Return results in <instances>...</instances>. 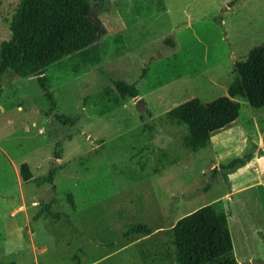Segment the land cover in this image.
I'll return each mask as SVG.
<instances>
[{
	"label": "rangeland",
	"instance_id": "obj_1",
	"mask_svg": "<svg viewBox=\"0 0 264 264\" xmlns=\"http://www.w3.org/2000/svg\"><path fill=\"white\" fill-rule=\"evenodd\" d=\"M229 1L93 4L101 60L63 59L45 70L52 113L34 77L1 78L0 264H160L156 232L205 205L226 213L235 264H264V107L236 100V120L193 153L182 146L185 128L165 117L187 100L225 96L232 64L264 45V0ZM17 3L0 0V42ZM114 80L135 83L138 96L119 100ZM54 113L75 125H59ZM21 164L33 179L55 166L54 189L22 183ZM45 208L59 218L37 215ZM136 223L153 235L124 237Z\"/></svg>",
	"mask_w": 264,
	"mask_h": 264
},
{
	"label": "trees",
	"instance_id": "obj_2",
	"mask_svg": "<svg viewBox=\"0 0 264 264\" xmlns=\"http://www.w3.org/2000/svg\"><path fill=\"white\" fill-rule=\"evenodd\" d=\"M241 0H231L228 7ZM104 0H18L13 13L6 20L8 39L0 42V84L4 75L20 78L34 77L43 99L48 102L47 113H52L54 103L44 77L45 70L63 59H70L79 66L98 64L101 53L98 46L104 28L90 16L93 4ZM232 80L225 96L208 103L187 100L166 112L168 122L182 126L186 133L182 146L193 153L204 147L216 132L228 127L238 116L239 104L244 100L252 109L264 107V45L250 49L243 61L234 62ZM114 94L121 101L138 96L135 83L111 81ZM56 123L73 127L76 119L63 114H52ZM151 129L150 123L144 125ZM61 142L53 143L52 156L60 158ZM236 158L220 169L223 174L247 162ZM55 166L39 177L31 178L26 164L18 168V176L24 184L47 185L53 190ZM67 202L73 209L71 195ZM47 211V208L38 212ZM48 212V211H47ZM58 219L59 214L48 212ZM156 233L162 241L156 256L160 264H235L231 252V239L227 215L214 205L202 206L175 221L173 225ZM152 229L141 223L128 226L124 237H149ZM76 255L72 260H76Z\"/></svg>",
	"mask_w": 264,
	"mask_h": 264
}]
</instances>
